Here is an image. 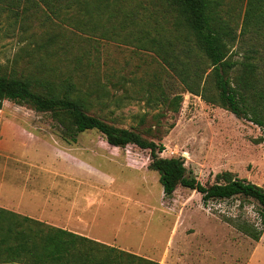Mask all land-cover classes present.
<instances>
[{
	"label": "rangeland",
	"instance_id": "374dc122",
	"mask_svg": "<svg viewBox=\"0 0 264 264\" xmlns=\"http://www.w3.org/2000/svg\"><path fill=\"white\" fill-rule=\"evenodd\" d=\"M225 2L239 24L246 0ZM3 7L0 74L28 79L39 91L46 81H58L69 70L89 67L105 84L106 95L89 99L88 115L163 145L160 156L182 159L189 175L202 185L215 184L217 175L230 173L264 189V131L185 92L153 53L80 34L49 18L38 6L22 14ZM25 7L22 2L19 10ZM150 81L158 82L169 98L182 97L177 113L157 99L148 102L160 93L145 86ZM149 163L148 151L112 147L93 130L71 142L62 137L49 113L2 103L0 185L19 189L23 177L29 175L44 178L71 172L77 178L79 196L103 191L116 194L86 214L93 223L87 233L102 240L94 241L158 264H264V227L255 203L234 198L203 206L200 194L182 187L166 199ZM0 196L5 200V189ZM227 220L245 221L261 229V242Z\"/></svg>",
	"mask_w": 264,
	"mask_h": 264
},
{
	"label": "trees",
	"instance_id": "16d2710c",
	"mask_svg": "<svg viewBox=\"0 0 264 264\" xmlns=\"http://www.w3.org/2000/svg\"><path fill=\"white\" fill-rule=\"evenodd\" d=\"M22 2L26 7L19 10ZM2 4L15 14L38 6L49 18L80 34L149 51L185 92L264 131V0H246L239 24L225 0H153L146 4L136 0H0ZM88 68L69 70L58 81H46L39 91L28 79L0 74V109L9 101L49 113L62 137L71 142L93 130L112 147L148 151V168L157 173L166 199L178 187L200 194L203 206L240 198L256 204L264 227L262 187L230 173L217 175L215 184L202 185L189 175L182 159L160 156L163 145L88 115L89 99L106 95L105 84ZM145 86L160 92L148 102L157 99L178 112L180 95L169 98L156 81ZM227 221L253 241L260 240L261 229L245 221ZM0 264L158 263L0 208Z\"/></svg>",
	"mask_w": 264,
	"mask_h": 264
},
{
	"label": "crops",
	"instance_id": "0c3cea01",
	"mask_svg": "<svg viewBox=\"0 0 264 264\" xmlns=\"http://www.w3.org/2000/svg\"><path fill=\"white\" fill-rule=\"evenodd\" d=\"M32 160L29 161L33 162ZM44 181L48 182L49 190ZM22 185L19 189L14 185H0V191L5 189L6 192L5 200L0 196V208L28 216L57 229L102 241L99 237L87 233L90 232L89 225L93 223L86 214L90 213L93 207L105 205L102 199H108L110 195H116L115 193L103 191L79 196L77 178L72 176L71 172L66 173V176L44 178L29 175L23 177ZM10 194L15 198H10ZM18 195L22 196L19 200L16 199Z\"/></svg>",
	"mask_w": 264,
	"mask_h": 264
}]
</instances>
